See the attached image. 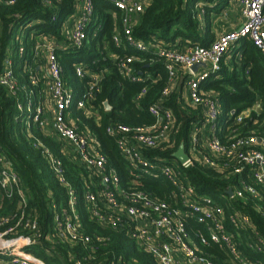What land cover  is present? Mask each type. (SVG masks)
Masks as SVG:
<instances>
[{
    "label": "built area",
    "instance_id": "1",
    "mask_svg": "<svg viewBox=\"0 0 264 264\" xmlns=\"http://www.w3.org/2000/svg\"><path fill=\"white\" fill-rule=\"evenodd\" d=\"M45 1L52 4L55 0ZM106 1L121 12L122 32L114 34V43L117 46L127 44L142 52L153 51L155 56L164 60L169 75L163 96L176 92L177 83L182 82L184 92L177 93L189 105L202 110V121L194 126L191 144L186 150L189 155L187 161L180 162L174 153L171 158L159 157L154 161L144 153L156 148L172 150L174 143L170 138L179 132L173 111L159 101L149 107V112L156 118L153 124L136 127L111 124L107 128L131 167L140 171L129 188L120 189V177L115 170L108 171L106 156L95 139L91 134L80 132L72 120L69 109L74 103V93L64 79L57 51L79 49L85 45L87 28L94 16V0H75L77 12L63 23L62 37L40 34L34 39L30 55H27L24 45H19L18 55H26L25 66L33 75L30 78L33 87L43 83L36 101L32 99L34 89L19 85L11 56L5 60L1 84L12 94L19 90L26 94V110L42 128L48 127L49 114L53 115L50 118L56 124L54 130L63 143V151L73 156L74 161L91 175V183L84 186V205L89 218L103 229L125 232L143 251L152 254L158 264H263L262 257H242L236 240L237 233L247 234L256 252L264 253V237L255 230L251 216L237 208L226 215L222 204L197 192L189 179L183 176L182 168L198 162L217 170L227 179L233 178L234 183L225 191L229 200L250 199L264 217V120L258 118L263 104L257 101L240 113L232 110L225 114L218 98L219 92L204 89L212 75L219 74L224 64L229 65L226 54L242 38H250L264 56V0H230L241 7L243 21L234 29L221 33L208 46L195 44L183 50L152 46L134 35L140 14L151 0ZM195 10L199 20H203L204 3L197 2ZM52 20H56V15ZM138 59L134 55L126 56L118 58L116 64L125 77L142 81L143 77L135 73L133 66ZM197 63L205 66L195 71L193 66ZM76 72L83 77L87 70L83 65H77ZM97 85L98 81L90 86L84 99L78 101L80 108H85L86 103L94 98ZM145 92L146 88L138 97ZM44 106L50 107L49 112H44ZM18 107L24 110L22 102ZM251 124L257 127L251 128ZM42 147L58 181L67 188L69 197L67 209L55 212V230L51 237L87 247L92 238L81 232L76 189L67 179L61 157L50 148ZM144 174L155 177L160 174L172 182L176 190L172 191L170 199H161L140 188ZM7 203L11 205L10 209L8 207L7 212L0 216V260L9 264H46L30 250L46 234L28 205L21 177L12 162L0 154V210L7 207ZM227 224L235 225L237 233L229 230ZM194 226L204 228H192ZM97 239L99 242L107 240L103 236ZM211 243L226 248L227 259L216 260L205 251L203 247ZM102 264L126 263L122 257L110 256Z\"/></svg>",
    "mask_w": 264,
    "mask_h": 264
},
{
    "label": "trees",
    "instance_id": "2",
    "mask_svg": "<svg viewBox=\"0 0 264 264\" xmlns=\"http://www.w3.org/2000/svg\"><path fill=\"white\" fill-rule=\"evenodd\" d=\"M10 1L0 0V75L6 58L11 56L19 85L34 89L32 99L36 101L43 83L37 88L33 87L30 80L33 75L25 66L26 55L19 56L18 47L24 45L27 55H30L34 39L40 34L62 37L63 23L76 14V3L75 0H55L52 4L45 0ZM200 1L205 5L203 20H199L195 10V4ZM229 2L230 0H151L140 14L139 22L134 27V35L152 46L163 45L179 50L195 44L208 46L220 35L213 28L214 18L222 15ZM53 15H56V20H52ZM87 32L88 39L82 48L57 51L64 79L74 93V103L69 109L70 116L80 132L91 134L95 139V143L106 156L108 171L115 170L120 177L119 188L127 189L140 171L131 167L119 150L115 138L108 134V126L151 125L156 118L149 112V107L163 101L173 111L179 132L175 139L170 138L174 143L172 150L156 148L144 152L146 157L157 161L159 157H173L172 154L181 143L189 150L193 128L202 121V110L189 105L177 92L163 96L169 75L164 60L155 56L153 51L142 52L127 44L117 46L114 43V34L122 32L121 12L114 4L106 0H94V16ZM131 55L139 58L134 61L133 66L135 73L143 77L142 81L125 77L117 67L118 58ZM30 57L32 58V54ZM226 58L229 65L224 64L219 74L212 75L204 89L219 92L218 98L225 114L232 110L240 113L261 101L263 111L258 118L263 121V54L250 38L245 37L229 50ZM77 65H83L87 70L83 77L77 74ZM97 81L98 88L94 98L86 103L85 108H80L78 101L84 99L90 86ZM144 88L145 94L138 97ZM105 101L109 102L111 109L105 108ZM20 102L24 105L23 111L18 107ZM26 106V94L23 91L12 94L0 82V154L12 162L13 168L21 177L28 205L37 215L46 234V237L30 247L33 254L42 258L46 264H102L110 256L122 257L126 264H158L152 254L143 251L125 232L105 230L89 218L84 205V186L85 183H91V175L74 161L73 156L63 151V143L54 131L50 134L48 129L42 128L30 118ZM95 112L98 117L94 115ZM256 127L257 125L251 124V128ZM42 146L50 148L61 157L67 179L76 189L81 232L92 238L87 247L81 243L74 244L51 237L55 230V212L67 209L69 197L67 188L54 174ZM182 173L199 194L212 197L222 204L226 215L234 208L247 212L254 222L255 230L264 237V217L253 201L242 198L230 201L226 195V187L234 183L233 178L227 179L217 170L198 162L189 168H182ZM139 187L161 199H170L172 191L176 190L174 184L160 174L158 177L144 174ZM7 205L0 210V216L7 212L8 207L10 209L11 205ZM227 225L229 230L237 233L235 225ZM192 228L203 229L204 226ZM101 236L107 240L99 242L97 238ZM236 240L242 257H262L264 264V253L256 252V247L251 246V239L247 234L245 236L237 233ZM203 248L216 260L227 259L226 248L218 244L211 243ZM0 264L9 263L0 260Z\"/></svg>",
    "mask_w": 264,
    "mask_h": 264
},
{
    "label": "crops",
    "instance_id": "3",
    "mask_svg": "<svg viewBox=\"0 0 264 264\" xmlns=\"http://www.w3.org/2000/svg\"><path fill=\"white\" fill-rule=\"evenodd\" d=\"M222 16H223V18L225 16L226 20H224L223 18L218 16V17L214 18V24H213V26H214L213 28L214 29L220 28L221 33L234 29L243 21L241 7L237 6L236 4H234L232 2H229V6L224 9V11L222 12ZM180 83H182V82H180ZM184 89H185L184 85H182V84L177 85L176 92L179 91L180 94H183ZM48 125L53 127V124H51V123Z\"/></svg>",
    "mask_w": 264,
    "mask_h": 264
},
{
    "label": "water",
    "instance_id": "4",
    "mask_svg": "<svg viewBox=\"0 0 264 264\" xmlns=\"http://www.w3.org/2000/svg\"><path fill=\"white\" fill-rule=\"evenodd\" d=\"M200 66H205V64H202V63H197L193 66V69L196 71L198 70V68ZM104 106L107 110L111 109V105L109 104L108 101H105L104 102ZM174 156L180 160V162H185L189 159V155L188 153L186 152V149H185V146H184V143H181L178 150L174 153Z\"/></svg>",
    "mask_w": 264,
    "mask_h": 264
},
{
    "label": "rangeland",
    "instance_id": "5",
    "mask_svg": "<svg viewBox=\"0 0 264 264\" xmlns=\"http://www.w3.org/2000/svg\"><path fill=\"white\" fill-rule=\"evenodd\" d=\"M148 5H149V4H148ZM220 17L223 18L222 15H220ZM223 19L226 20L225 16H224ZM215 30H216L217 35H219V34L221 33V31H220L221 29H220V28L215 29ZM177 85H181V83H177ZM44 107H45L44 112H45V113L49 112L50 107H46V106H44ZM49 115H50V116H49V122H50L51 124H53V126H54L55 122H54V120H52L53 115H51V114H49ZM94 115H96V116L98 117V113H97V112H95ZM50 117H52V118H50ZM50 123H49V124H50ZM54 128H56V124H55V127H51V126H50V127H45V129H48V131L50 132V134H52L53 131H54V133H55Z\"/></svg>",
    "mask_w": 264,
    "mask_h": 264
}]
</instances>
